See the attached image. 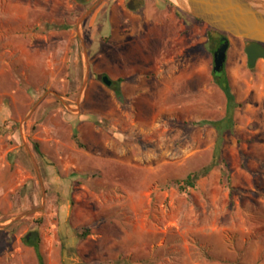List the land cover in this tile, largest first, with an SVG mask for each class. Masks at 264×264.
Masks as SVG:
<instances>
[{"label":"rangeland","instance_id":"obj_1","mask_svg":"<svg viewBox=\"0 0 264 264\" xmlns=\"http://www.w3.org/2000/svg\"><path fill=\"white\" fill-rule=\"evenodd\" d=\"M177 10L0 0L9 263L41 264L35 231L43 264H264V58L250 66L247 41L229 35L216 71L209 26ZM224 82L239 105L218 152Z\"/></svg>","mask_w":264,"mask_h":264},{"label":"water","instance_id":"obj_2","mask_svg":"<svg viewBox=\"0 0 264 264\" xmlns=\"http://www.w3.org/2000/svg\"><path fill=\"white\" fill-rule=\"evenodd\" d=\"M173 1V0H172ZM174 2L186 12L192 14L208 26L215 28L212 36L225 41L215 52V69L224 71L226 51L229 46L227 37L222 33L247 39L245 51L250 66L254 67L260 58H264V0H180ZM226 78V73H221ZM104 82L112 84L108 76ZM227 86V82L223 83ZM34 237L37 232L32 234Z\"/></svg>","mask_w":264,"mask_h":264},{"label":"trees","instance_id":"obj_3","mask_svg":"<svg viewBox=\"0 0 264 264\" xmlns=\"http://www.w3.org/2000/svg\"><path fill=\"white\" fill-rule=\"evenodd\" d=\"M131 6V8H134V6L132 4H129ZM179 14H184L186 16H189V17H192L198 21H201L199 20L198 18L194 17V16H191L190 14L188 13H185L183 11H180V10H177ZM202 22V21H201ZM210 33H209V40L211 41V51L215 54V52L217 51V49L220 47L221 44L224 43L225 39L224 38H215L212 36V33L213 31H215V28L209 26L208 27ZM223 37H227L230 35L228 33H222ZM247 42L248 40L245 39ZM218 76V75H217ZM222 79V77H221ZM225 79H223L224 81ZM223 86V84H222ZM224 90L226 91V94H227V100H228V104H227V115L219 120V121H216V122H211L216 128L217 130L219 131V140H220V143L218 145V152H220V148H221V145H222V141H223V134L226 130L228 129H231L233 127V110L234 108L239 105V103L236 102V99H235V95L231 92V89L229 86H223ZM118 92V91H117ZM120 94V93H119ZM74 138L75 140L77 141V143H79L80 145H82L80 139H79V136H78V132H74ZM218 154L217 156L215 157V159L213 160V162L207 166L206 168L202 169L201 171H198V172H195V173H192L190 175H188L185 179H184V184L186 187H189V186H195L196 185V182L198 179H200L201 177L207 175L211 169L217 165L218 163ZM84 235H87V233H83L81 234L82 237H84ZM37 249V253H38V256H39V259L43 260V257H42V254L40 252V250L38 249V247H36ZM94 264H106V262H99V263H94Z\"/></svg>","mask_w":264,"mask_h":264},{"label":"crops","instance_id":"obj_4","mask_svg":"<svg viewBox=\"0 0 264 264\" xmlns=\"http://www.w3.org/2000/svg\"><path fill=\"white\" fill-rule=\"evenodd\" d=\"M128 5V4H127ZM129 7V6H128ZM129 9H132V10H137V8H129ZM12 223H7L6 225H5V227H1L0 229H5L6 227H8V226H10ZM7 229V228H6ZM5 231V230H4ZM8 231V229L6 230V232ZM33 232H35V231H33ZM38 233V232H37ZM29 234H31V233H29ZM28 234V235H29ZM27 235V236H28ZM27 236H26V238H27ZM0 238H4V240H5V242L4 243H1L0 245H1V248H2V250H3V252H0V260L2 261L1 263H3V264H11V263H9V261L5 258V256H6V254L8 253V248H9V245H10V243H9V238H10V236H1ZM27 240L30 242V244H32L34 247V249H36V247H38L37 245H35L34 244V242H31L28 238H27ZM13 248V251L15 250V249H17V251H22V249H24L22 246H19V247H16V245H14V247H12ZM39 249V248H38ZM36 252H37V249H36ZM37 255H38V253H37ZM39 257V256H38ZM43 257V256H42ZM19 258H17V260H16V262H14V263H16V264H19V263H21L20 262V260H18ZM40 260V259H39ZM17 261H19V262H17ZM0 263V264H1ZM40 263L41 264H43L44 263V259L42 260V262H41V260H40Z\"/></svg>","mask_w":264,"mask_h":264},{"label":"flooded vegetation","instance_id":"obj_5","mask_svg":"<svg viewBox=\"0 0 264 264\" xmlns=\"http://www.w3.org/2000/svg\"><path fill=\"white\" fill-rule=\"evenodd\" d=\"M103 80H104V78H103ZM112 83H113V81H112ZM34 232H31V234H29L28 236H27V238L31 241V242H34L35 241V238H36V236L34 237L32 234H33Z\"/></svg>","mask_w":264,"mask_h":264},{"label":"bare ground","instance_id":"obj_6","mask_svg":"<svg viewBox=\"0 0 264 264\" xmlns=\"http://www.w3.org/2000/svg\"><path fill=\"white\" fill-rule=\"evenodd\" d=\"M174 2H177V3H180L181 1L180 0H173ZM242 40V39H241Z\"/></svg>","mask_w":264,"mask_h":264}]
</instances>
